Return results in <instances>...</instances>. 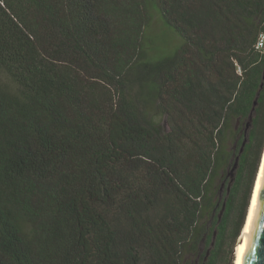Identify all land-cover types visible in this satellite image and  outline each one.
I'll list each match as a JSON object with an SVG mask.
<instances>
[{
  "label": "trees",
  "instance_id": "1",
  "mask_svg": "<svg viewBox=\"0 0 264 264\" xmlns=\"http://www.w3.org/2000/svg\"><path fill=\"white\" fill-rule=\"evenodd\" d=\"M261 32L264 0H0V264H233Z\"/></svg>",
  "mask_w": 264,
  "mask_h": 264
},
{
  "label": "water",
  "instance_id": "2",
  "mask_svg": "<svg viewBox=\"0 0 264 264\" xmlns=\"http://www.w3.org/2000/svg\"><path fill=\"white\" fill-rule=\"evenodd\" d=\"M263 87H264V74H263V81L261 83L260 90L257 93L252 108V112L250 115V123H248L246 127L247 139L243 142V145L240 150V154L244 151V147L246 145V142L248 141V136H249L248 131L251 127V122L256 112L260 91ZM239 160H240V155L236 157V161L232 168V171L228 172V175L231 176V181L228 186V191H230L231 185L235 180L236 171L239 166ZM224 208H225V203L223 210ZM223 210L220 213L219 216L220 218L222 217ZM234 264H264V153L256 176L249 209H248L244 229L239 240Z\"/></svg>",
  "mask_w": 264,
  "mask_h": 264
},
{
  "label": "rangeland",
  "instance_id": "3",
  "mask_svg": "<svg viewBox=\"0 0 264 264\" xmlns=\"http://www.w3.org/2000/svg\"><path fill=\"white\" fill-rule=\"evenodd\" d=\"M160 27H161V25H160V21L156 18L155 20H154V22H153V25H152V27H151V30L153 31V32H158V31H161V29H160ZM180 40H179V38H177V43L179 42ZM0 78L2 79V80H4V81H6V82H9V79H8V77H7V75L4 73V71H2L1 69H0ZM233 125L235 126V127H237V128H239V129H241V131H240V133H242V131H243V129L245 128V125H242V123L240 122V121H235L234 123H233ZM228 144H229V146L230 147H232V146H234V147H236L235 146V144H234V141L233 140H229V142H228ZM261 159H262V157H261ZM261 162V161H260ZM259 167H260V165H259ZM258 170H259V168H258ZM231 172V171H230ZM257 173H258V171H257ZM257 176V175H256ZM228 177H230V175H228ZM255 180H256V178H255ZM254 184H255V181H254ZM253 188H254V185H253ZM224 190H225V185H223V188H222V194L224 193ZM252 192H253V190H252ZM251 196H252V193H251ZM236 243H237V241H236ZM236 245V244H235ZM234 250H235V246H234ZM192 258H193V256L191 257V256H188V262L189 263H191V261H192ZM234 260H235V254H234V252H233V264H234Z\"/></svg>",
  "mask_w": 264,
  "mask_h": 264
},
{
  "label": "built area",
  "instance_id": "4",
  "mask_svg": "<svg viewBox=\"0 0 264 264\" xmlns=\"http://www.w3.org/2000/svg\"><path fill=\"white\" fill-rule=\"evenodd\" d=\"M255 48L261 52H264V32H261L258 36V39L255 43ZM239 73H242L241 67L238 66V70Z\"/></svg>",
  "mask_w": 264,
  "mask_h": 264
},
{
  "label": "bare ground",
  "instance_id": "5",
  "mask_svg": "<svg viewBox=\"0 0 264 264\" xmlns=\"http://www.w3.org/2000/svg\"><path fill=\"white\" fill-rule=\"evenodd\" d=\"M263 153H264V151H263ZM262 157H263V154H262ZM261 161H262V159H261ZM260 164H261V162H260ZM250 200H251V199H250ZM249 205H250V203H249ZM248 209H249V206H248ZM247 213H248V210H247ZM246 217H247V215H246ZM245 221H246V219H245ZM244 225H245V223H244ZM244 225H243V228H242V230H241V233H240V235H239V237H238V239H237V243H236V245H235V250H234V254H235V256H236V252H237V248H238L239 240H240V237H241L242 232H243V229H244ZM234 263H235V260H234Z\"/></svg>",
  "mask_w": 264,
  "mask_h": 264
},
{
  "label": "flooded vegetation",
  "instance_id": "6",
  "mask_svg": "<svg viewBox=\"0 0 264 264\" xmlns=\"http://www.w3.org/2000/svg\"><path fill=\"white\" fill-rule=\"evenodd\" d=\"M224 184V183H223Z\"/></svg>",
  "mask_w": 264,
  "mask_h": 264
}]
</instances>
